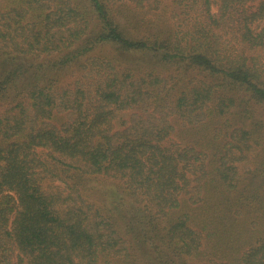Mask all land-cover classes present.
Instances as JSON below:
<instances>
[{"label": "trees", "instance_id": "16d2710c", "mask_svg": "<svg viewBox=\"0 0 264 264\" xmlns=\"http://www.w3.org/2000/svg\"><path fill=\"white\" fill-rule=\"evenodd\" d=\"M252 1L171 0L179 30L151 38L117 12L161 14L166 0H0V264H264V176L241 168L264 143V0ZM228 31L240 50L222 47ZM100 48L102 82L63 87ZM171 90L186 126H221L164 145Z\"/></svg>", "mask_w": 264, "mask_h": 264}, {"label": "rangeland", "instance_id": "374dc122", "mask_svg": "<svg viewBox=\"0 0 264 264\" xmlns=\"http://www.w3.org/2000/svg\"><path fill=\"white\" fill-rule=\"evenodd\" d=\"M170 1L171 0H166L164 3L166 5V9L163 10L161 14L158 13V9L155 11H144L143 9H138L135 10L134 5L132 4L131 7H123L117 12V18L118 20L126 27L127 32L131 33H136L135 35L137 37H151V38H157L158 37V32L162 30V35L165 36L166 33L171 34V30L178 29L179 30V23L176 17L174 15L176 14L177 11L175 9L170 8ZM261 2V0H253L251 3H249L250 6H253V8L258 5ZM217 6H215V11L217 10ZM187 27H183V31ZM233 40V41H230ZM222 47L229 49V50H234L238 51L242 48V45L239 44L235 40V35L230 33L228 31V34L224 37L222 41ZM112 49H115L111 47ZM111 48L108 47L106 52H109V49ZM114 55L116 54V51L112 50L111 51ZM150 55V53H148ZM105 53L103 50L100 48L96 50L93 54L89 55V57L83 61V68H81L80 64H74L70 68L64 70V72L61 74V79L63 81L62 86H74L75 82L78 80H82L84 82L88 81H98V83H101L103 78L101 76L105 73V70L110 72L109 70V62H107L106 59H104ZM116 56V55H115ZM127 58L118 60V63L116 65H121V64H127L128 61L131 63H135L140 58L139 54H133V55H127L125 56ZM255 57H257V62L264 65V49H260L259 51L256 52ZM141 58L143 59V55H141ZM144 60V59H143ZM105 61V63H104ZM153 59L147 60L144 62L147 67L150 64H154ZM155 65V64H154ZM158 66V74H162L163 77L165 78H171L169 80L172 81V76H174L177 71L173 67H169L166 65H161V64H156ZM111 72L112 69H111ZM264 75V74H263ZM189 79H186V82H188ZM174 82V81H173ZM171 92V93H169ZM169 92H165L166 99H169L167 101V106H166V111L169 112L168 116V121L169 122H174L175 126L174 129L172 130V133L170 137L163 142L164 145H180L181 147H184L186 142L193 140L194 141H199L205 138V136H211L213 134L214 130L217 129L219 126H221L220 123H218V118L211 119V120H206L202 121L200 126L196 130H192L189 126H186L183 122V120H179L176 115L173 113V110L171 109V105L173 104V101L175 100V96L178 94L176 90H171ZM152 108L151 105L147 106V108H138L136 110H131V111H126L122 112L119 117L120 119L123 117L124 119L120 122L121 124H125L129 126L134 122V120L143 117V115H146V109ZM164 110V108L162 109ZM260 110V111H258ZM262 112L263 111V116L264 118V109L261 107L256 108V113ZM148 113V112H147ZM159 117L160 115L158 114V123H159ZM205 118V117H203ZM117 127L121 126L119 123V119L117 122ZM119 123V124H118ZM124 126V125H123ZM122 126V127H123ZM195 134V135H194ZM256 157V164L254 162V158ZM258 168H260L261 172L260 174L264 176V143L262 142L261 144H258L255 142V147L254 150L250 153V157L248 160H246L244 163L241 164L242 170L245 172L246 176H250L253 172H255ZM241 170V171H242ZM147 258L140 256L139 261L137 264H147ZM199 264V263H195Z\"/></svg>", "mask_w": 264, "mask_h": 264}]
</instances>
